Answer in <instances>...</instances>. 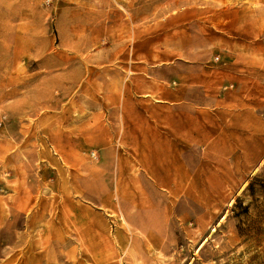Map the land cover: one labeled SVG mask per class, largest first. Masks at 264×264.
Returning a JSON list of instances; mask_svg holds the SVG:
<instances>
[{"label":"rangeland","instance_id":"obj_1","mask_svg":"<svg viewBox=\"0 0 264 264\" xmlns=\"http://www.w3.org/2000/svg\"><path fill=\"white\" fill-rule=\"evenodd\" d=\"M147 1L155 17L143 27L126 13L138 33L121 36L101 25L116 0H0V264H264V0ZM145 38L169 54L170 86L216 68L219 92H240L243 114L197 118L189 84L185 115L169 116L178 135L146 103L138 128L123 129L107 114L104 96L119 84L99 50ZM66 57L90 64H59ZM50 114H60L54 126L88 119L89 140L62 155L36 125ZM167 137L185 158L179 192L182 164L177 146L160 145ZM88 172L85 194L75 174Z\"/></svg>","mask_w":264,"mask_h":264},{"label":"crops","instance_id":"obj_2","mask_svg":"<svg viewBox=\"0 0 264 264\" xmlns=\"http://www.w3.org/2000/svg\"><path fill=\"white\" fill-rule=\"evenodd\" d=\"M120 4V9L109 7L103 12L100 16L105 20L102 21L101 25L104 26L105 34H111L112 31L115 33L121 34V36H126L127 34L134 35L138 33V28L134 25L136 22L126 21L125 14H129L132 19L140 20V23L143 26L148 22L147 20H152L155 17L154 7L148 3L147 0H116ZM146 27V26H143ZM148 33H141V36L147 35ZM134 41V39H132ZM144 44H139L138 42H119L117 44L111 45L106 44L103 46L100 51V60L103 61L100 65L104 67H113L114 68V83L119 84V87L116 86V90L113 94L104 96L105 99L111 103L108 108V117L114 116L122 118L123 129L136 130L137 123L139 118H141L142 112L139 111V104L146 103V110L153 111L154 108L157 109L163 116L162 123H166L170 127L169 119L170 113L177 112L178 116L185 115V102L187 101V94L190 91L189 84H193V102L196 107L195 116L198 112L200 115L208 114L211 118L216 117L218 120L225 118L232 110H236L238 114H243L244 101L242 100V94L238 91H228L220 93L218 88L222 84V79L220 78L223 74L215 72L216 68H209L206 66L201 67L197 71L192 82H182L179 81L176 86H170L171 83L168 79L163 77L164 70L167 66L170 65V56L169 54L164 53L163 50L156 52L153 49L152 38L144 39ZM85 50H83V54ZM91 55H87L85 60H90ZM46 62L48 65H58V62ZM73 57H66L61 60L59 64H70V65H85L87 63H77ZM93 64V63H91ZM156 66L157 69H154ZM154 74H161L160 77L155 78ZM144 75V76H143ZM155 78V79H154ZM182 77H179V80ZM156 80V83H155ZM189 89V90H188ZM149 107V108H148ZM68 111L65 109V112ZM64 114V112L62 113ZM60 114H50L48 117V123L46 122L47 117L43 116L40 120L41 123H36L39 127L42 128L43 134L50 138L62 155H67L66 146H77L83 145L85 139H88V133L90 132V122L88 119L83 118L82 121L78 123L75 127H69V124L63 123H52L53 120L57 119ZM198 118V116H197ZM197 120V119H196ZM195 120V121H196ZM143 122V121H142ZM196 127H198V121H196ZM134 125V126H133ZM202 128L201 126H199ZM81 130V138H74L73 131ZM181 128L180 125H177V128H172L171 131H174L175 134H179ZM217 130H223L219 123ZM240 130V129H238ZM243 131V130H242ZM242 131L235 132V137L238 139L242 138ZM177 139V137H175ZM169 140L163 138L161 146L163 147H175L177 146V160L176 162L182 164V166L177 169V174L175 177L177 191L179 192V186L181 187V173L185 170V158L180 152V144L176 140ZM225 136L223 133H220L216 146L218 147V159L223 164L222 155L228 153L225 150V146L221 145L220 141L224 140ZM89 140V139H88ZM73 154V151L70 152ZM69 153V154H70ZM163 156H166L163 154ZM98 159V157H97ZM169 160V159H168ZM222 169H225L224 167ZM163 170L168 173L170 176V168L163 166ZM64 173V172H63ZM62 174V172H61ZM84 174V173H83ZM80 176L79 173H76L77 178L84 180V190L85 194L89 191V172L84 176ZM63 177L65 175L62 174ZM169 184L165 181L164 185ZM91 220L87 218L81 219V235L83 241L89 242L90 230H91ZM105 232L99 233L96 238L97 242H102L105 240Z\"/></svg>","mask_w":264,"mask_h":264},{"label":"built area","instance_id":"obj_3","mask_svg":"<svg viewBox=\"0 0 264 264\" xmlns=\"http://www.w3.org/2000/svg\"><path fill=\"white\" fill-rule=\"evenodd\" d=\"M91 157L94 158V159H96L97 158L96 157V153L95 152L91 153Z\"/></svg>","mask_w":264,"mask_h":264}]
</instances>
